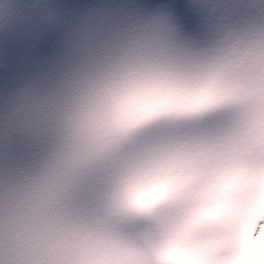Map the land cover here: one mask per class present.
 Returning <instances> with one entry per match:
<instances>
[{
    "label": "clouds",
    "instance_id": "clouds-1",
    "mask_svg": "<svg viewBox=\"0 0 264 264\" xmlns=\"http://www.w3.org/2000/svg\"><path fill=\"white\" fill-rule=\"evenodd\" d=\"M0 0V264H264V0Z\"/></svg>",
    "mask_w": 264,
    "mask_h": 264
},
{
    "label": "snow or ice",
    "instance_id": "snow-or-ice-1",
    "mask_svg": "<svg viewBox=\"0 0 264 264\" xmlns=\"http://www.w3.org/2000/svg\"><path fill=\"white\" fill-rule=\"evenodd\" d=\"M174 6L177 8V10H179L180 9V0H175Z\"/></svg>",
    "mask_w": 264,
    "mask_h": 264
}]
</instances>
